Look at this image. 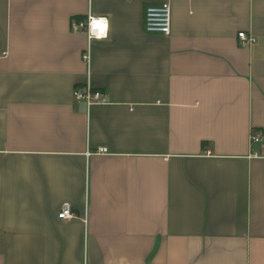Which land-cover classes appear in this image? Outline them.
I'll use <instances>...</instances> for the list:
<instances>
[{
    "label": "crops",
    "instance_id": "obj_1",
    "mask_svg": "<svg viewBox=\"0 0 264 264\" xmlns=\"http://www.w3.org/2000/svg\"><path fill=\"white\" fill-rule=\"evenodd\" d=\"M161 1L0 0V264H264V0Z\"/></svg>",
    "mask_w": 264,
    "mask_h": 264
},
{
    "label": "built area",
    "instance_id": "obj_2",
    "mask_svg": "<svg viewBox=\"0 0 264 264\" xmlns=\"http://www.w3.org/2000/svg\"><path fill=\"white\" fill-rule=\"evenodd\" d=\"M94 22H100L104 27L97 28L94 26ZM171 25V6L169 1H161L155 4H148L144 8L143 13V30L147 33L153 34H169ZM71 28L73 31L83 32L88 40V48L92 40H101L107 37L109 30V23L106 17L96 16L88 14L84 19L72 21ZM240 42L244 44H251L255 42L256 38L252 34H247L244 31L237 34ZM85 49L81 58L87 64L89 63V49ZM74 99L78 101H84L88 106L96 103H100L103 98V92L101 90L93 88L88 82L82 86H76L72 90ZM263 138L261 132H252V142H258ZM98 152L106 153V147L98 148ZM74 214L71 210L69 202H62L59 211L57 212L58 219H70Z\"/></svg>",
    "mask_w": 264,
    "mask_h": 264
},
{
    "label": "snow or ice",
    "instance_id": "obj_3",
    "mask_svg": "<svg viewBox=\"0 0 264 264\" xmlns=\"http://www.w3.org/2000/svg\"><path fill=\"white\" fill-rule=\"evenodd\" d=\"M94 26L101 29L104 27V25L101 24L100 22H94Z\"/></svg>",
    "mask_w": 264,
    "mask_h": 264
},
{
    "label": "rangeland",
    "instance_id": "obj_4",
    "mask_svg": "<svg viewBox=\"0 0 264 264\" xmlns=\"http://www.w3.org/2000/svg\"><path fill=\"white\" fill-rule=\"evenodd\" d=\"M252 136V135H251Z\"/></svg>",
    "mask_w": 264,
    "mask_h": 264
}]
</instances>
